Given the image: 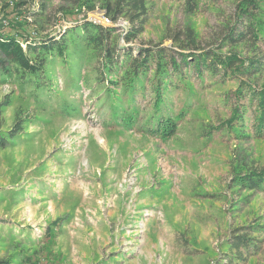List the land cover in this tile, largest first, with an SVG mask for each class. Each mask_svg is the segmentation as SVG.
<instances>
[{
    "label": "rangeland",
    "instance_id": "1",
    "mask_svg": "<svg viewBox=\"0 0 264 264\" xmlns=\"http://www.w3.org/2000/svg\"><path fill=\"white\" fill-rule=\"evenodd\" d=\"M116 1L29 0L17 8L1 0L0 33L58 37L88 21L113 29L121 51L177 47L169 38L193 30L204 51L237 59L264 52L262 41L226 39L243 0H196L195 8L149 0L145 31L130 44L129 22H113L104 9ZM255 1L264 39V0ZM74 35L66 60L45 67L39 95L18 81L0 83V261L264 264V190L246 181L264 171V129L256 130L251 109L246 129L235 122L252 93L243 84L258 94L264 70L250 77L190 69L182 79L152 68L131 88L97 45ZM165 81L169 89L156 93ZM237 237L248 243L239 250Z\"/></svg>",
    "mask_w": 264,
    "mask_h": 264
},
{
    "label": "trees",
    "instance_id": "2",
    "mask_svg": "<svg viewBox=\"0 0 264 264\" xmlns=\"http://www.w3.org/2000/svg\"><path fill=\"white\" fill-rule=\"evenodd\" d=\"M14 1L17 2V8L29 3V0ZM148 1L117 0L115 3L107 2L104 4L107 17H110L113 22L125 18L131 25L124 36L127 44L136 40L145 31ZM186 1L195 8L193 3L196 0ZM86 6L89 11L94 10L92 4L86 3ZM258 9L259 6L255 0H243L234 18L235 24L227 34L226 39L235 44L252 43L256 45L260 44L261 41L264 44L262 32L257 29ZM112 30L100 24L85 21L66 30L63 34H59L58 37L39 38L31 35L20 37L16 34L0 33V83L18 81L19 85L32 88L31 93L33 95H39L41 88L38 86L41 84L40 78L43 77L45 67L56 58L66 60L68 40L75 36V32L84 37L88 43H92L94 46L97 45V48H100L104 54L103 60L110 63L112 67L114 66V69L122 70L124 72L123 79H129V83L132 85L131 88L134 87L133 82H136V80L145 83L149 70L152 68H155L160 74L176 73L182 79L188 77L187 74H184V70L190 69L198 76L207 71L212 75L221 72L222 76H228V72L235 69L241 75L250 77H255L263 73L264 70V52L261 49L257 50L255 57L238 59L235 56L228 57L227 55L204 51L199 48L193 30L178 31L169 38L177 47L139 49L136 53H134L132 47L121 51L118 45H113ZM165 83L166 81L158 84L159 87L155 89V92L159 93L169 89V86ZM243 85L245 89L249 88L252 93L249 97H243V107L237 108L235 122L237 121L241 125V130L246 129L244 111L248 112L251 109L253 110L250 111L253 120L257 121L256 130L263 132L264 89L257 94L250 86ZM241 94L243 95V92ZM156 97L157 101L161 102V97L157 95ZM254 103H256V106H254ZM158 108L157 105V110H159ZM12 136L16 135L12 134ZM4 145L5 141L0 137V147H4ZM246 181L251 189L264 190V171L249 173L246 175ZM247 244L244 237H237V241L233 246L239 250L240 247ZM0 264L6 263L0 261Z\"/></svg>",
    "mask_w": 264,
    "mask_h": 264
},
{
    "label": "built area",
    "instance_id": "3",
    "mask_svg": "<svg viewBox=\"0 0 264 264\" xmlns=\"http://www.w3.org/2000/svg\"><path fill=\"white\" fill-rule=\"evenodd\" d=\"M99 22L106 25V24H109L110 23V20L109 18H107L106 16H102L100 19H99Z\"/></svg>",
    "mask_w": 264,
    "mask_h": 264
}]
</instances>
